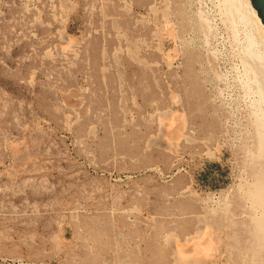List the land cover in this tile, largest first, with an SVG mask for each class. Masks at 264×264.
I'll return each mask as SVG.
<instances>
[{"label": "rangeland", "instance_id": "374dc122", "mask_svg": "<svg viewBox=\"0 0 264 264\" xmlns=\"http://www.w3.org/2000/svg\"><path fill=\"white\" fill-rule=\"evenodd\" d=\"M253 14L247 0H0V264H264ZM171 119L177 136L160 132ZM145 180L161 201L137 193Z\"/></svg>", "mask_w": 264, "mask_h": 264}, {"label": "bare ground", "instance_id": "6f19581e", "mask_svg": "<svg viewBox=\"0 0 264 264\" xmlns=\"http://www.w3.org/2000/svg\"><path fill=\"white\" fill-rule=\"evenodd\" d=\"M261 70H263V69H261ZM260 74H261V72H260ZM259 116V115H258ZM161 121V120H160ZM160 132H161V134L163 133V134H165V135H168V136H171V135H173V136H177L178 135V133H179V127L178 126H176L175 124H174V121H173V119H171V120H169V121H167V120H162L161 122H160ZM264 136V134L262 133V137ZM162 137H163V135H162ZM154 141V140H153ZM159 142V141H158ZM164 142V141H163ZM260 142V141H259ZM262 152L264 153V146L262 147ZM263 155V154H262ZM263 168V167H262ZM261 168V169H262ZM264 171L262 170V173H263ZM259 178H261V179H263V175L261 176V175H257ZM131 177V176H130ZM128 178V177H127ZM147 179V178H146ZM151 179V178H150ZM260 179V180H261ZM132 180V179H131ZM259 180V179H258ZM142 181V180H141ZM262 181V180H261ZM259 182L260 184H264L263 183V181L262 182ZM128 182H132V181H128ZM258 182V181H257ZM136 183V182H135ZM142 183V182H141ZM114 184V183H113ZM140 184V183H139ZM138 184V185H139ZM255 185H256V183H255ZM256 187V186H255ZM262 187L264 188V185H262ZM162 188V187H161ZM259 188H260V186H259ZM135 189V188H134ZM163 189V188H162ZM136 190H137V188H136ZM255 190V189H254ZM261 190H262V188H261ZM261 190H257V187H256V190H255V193H259L258 195H260V196H263V195H261V193H263V192H261ZM263 191V190H262ZM137 193H140V195L142 196V197H144V198H150V199H153V200H160L161 201V199H163L164 197L162 196V194L160 193V191H159V188H158V186H157V183H155V181H149V180H145V183L143 184V186L141 187V189L139 190V192H137ZM249 193H250V191H249ZM252 193H254V192H252ZM255 193H254V195H255ZM164 194V193H163ZM256 194V195H257ZM250 195V194H249ZM259 196V197H260ZM163 197V198H162ZM254 197V196H253ZM257 197V196H256ZM262 198V197H261ZM261 198H259L260 200H262ZM256 199V198H255ZM152 200V201H153ZM254 200V199H253ZM143 201H146V200H143ZM155 201V202H156ZM258 202L259 200H255V202ZM263 201H264V199H263ZM262 201V202H263ZM260 202V201H259ZM261 202V203H262ZM153 203H154V201H153ZM261 203H260V205H261ZM151 204H152V202H151ZM258 204V203H257ZM264 204V203H263ZM262 204V205H263ZM255 205V204H254ZM148 206H150V205H148ZM264 206V205H263ZM148 209V208H147ZM264 212V211H263ZM258 218H261V216L260 217H258ZM258 220H260V219H258ZM264 221V220H263ZM263 221H261L262 223H263ZM260 222V223H261ZM259 223V222H258ZM203 224L202 223H200L199 225H198V227H197V229H196V231L194 232V234L192 235L191 234V237H189L188 238V240L190 239L191 241L190 242H192L193 240L192 239H197L198 237H200V236H202L204 233H203ZM263 229H264V227H263ZM112 230V229H111ZM261 230V229H260ZM108 232H111L110 230L108 231ZM134 232H136V231H134ZM210 232V231H209ZM112 233V232H111ZM110 233V234H111ZM193 233V232H192ZM211 234V233H210ZM207 236V235H206ZM186 237H187V235H186ZM206 238V237H205ZM198 239H201V238H198ZM204 239V237L202 238V240ZM210 239V238H209ZM205 240V242H206V239H204ZM198 241V240H197ZM184 242H186V241H184ZM199 242V241H198ZM200 242H202V241H200ZM181 243V242H180ZM197 243V242H196ZM186 244H188V243H186ZM171 245H172V247L173 248H175L176 249V252H177V250H179V245H178V243L176 242V241H174V240H171ZM198 245V244H197ZM211 246V245H210ZM199 247V246H198ZM192 248V247H191ZM186 250V249H185ZM189 250V249H188ZM204 250V249H203ZM190 251V250H189ZM180 252V251H179ZM182 253V252H181ZM184 253V252H183Z\"/></svg>", "mask_w": 264, "mask_h": 264}, {"label": "water", "instance_id": "95a60500", "mask_svg": "<svg viewBox=\"0 0 264 264\" xmlns=\"http://www.w3.org/2000/svg\"><path fill=\"white\" fill-rule=\"evenodd\" d=\"M247 2L253 8V16L260 27L258 31L259 34L262 36L264 42V0H247Z\"/></svg>", "mask_w": 264, "mask_h": 264}]
</instances>
